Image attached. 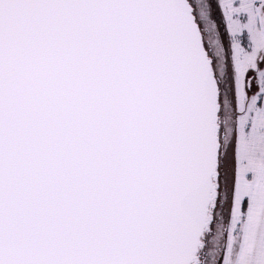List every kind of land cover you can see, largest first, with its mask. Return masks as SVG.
<instances>
[{
	"label": "snow or ice",
	"instance_id": "6c2138e0",
	"mask_svg": "<svg viewBox=\"0 0 264 264\" xmlns=\"http://www.w3.org/2000/svg\"><path fill=\"white\" fill-rule=\"evenodd\" d=\"M0 264H264V0H0Z\"/></svg>",
	"mask_w": 264,
	"mask_h": 264
}]
</instances>
